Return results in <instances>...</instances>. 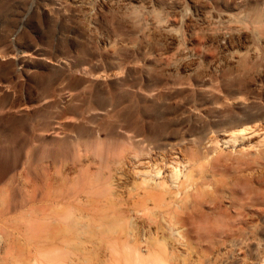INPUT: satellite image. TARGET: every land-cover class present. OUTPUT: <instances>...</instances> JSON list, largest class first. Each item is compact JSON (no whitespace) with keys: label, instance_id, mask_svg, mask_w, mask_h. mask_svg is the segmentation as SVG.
Returning <instances> with one entry per match:
<instances>
[{"label":"rangeland","instance_id":"rangeland-1","mask_svg":"<svg viewBox=\"0 0 264 264\" xmlns=\"http://www.w3.org/2000/svg\"><path fill=\"white\" fill-rule=\"evenodd\" d=\"M73 1L0 0V264H264V132L220 139L264 131L261 59L205 38L212 1ZM154 167L196 198L151 200Z\"/></svg>","mask_w":264,"mask_h":264},{"label":"bare ground","instance_id":"bare-ground-1","mask_svg":"<svg viewBox=\"0 0 264 264\" xmlns=\"http://www.w3.org/2000/svg\"><path fill=\"white\" fill-rule=\"evenodd\" d=\"M74 1L77 2L76 0H74ZM74 1H73V3H74ZM78 1H80V0H78ZM191 1L193 3H199L200 5L206 6L205 5L206 3L204 1H201V0H191ZM207 1H212L213 3H217L218 6L222 7L220 9L221 13L219 14V18H221L229 26L227 27V31L219 32L218 34H215L213 32L204 34L205 35V38L208 41H210V42L211 41H214V40L222 41L224 43V45H223L224 47L223 48L225 50H227V52L229 51V49H231V50L234 49V48L233 49L231 48V43L235 39H237L239 41L243 40L240 48L241 49H244L246 51V54H244V55H242V56L239 57L240 60L238 61V64L241 66V70L240 71H246L248 69V67H249V64L252 61L257 60V59H261V61L263 62V65H264V0H207ZM82 4H83V2H82ZM85 6H86V4H85ZM108 7H109V5H108ZM172 12H174V11H172ZM211 18H214V16H212ZM217 18H218V16H217ZM192 22H195V21H192ZM210 26H211V24L208 25L206 27L207 29H205L204 31L207 32V30L210 29ZM89 32H90V30H89ZM160 36L166 42H168V41H170V43H174L175 41L177 42V37L175 35H172L171 33L160 34ZM215 43H216V41H215ZM125 45L127 46V44H125ZM216 66H217V64H216ZM177 72H179V71H177ZM261 73H264V69L261 70ZM256 125L258 126V124H256ZM260 128L254 127V129H253L251 127L250 128L247 127L246 129H241V131L236 130L237 132H235V131H229V130H224L220 134V139L223 141L224 145H226L227 147H232L233 149L236 148V145L238 144L237 143L238 140H239V142H241V144L243 143V145L245 147H250V145H253V143H254L253 141L256 138L262 136V132H264V131H262L261 130L262 128L261 129ZM235 135L238 136V137H236ZM258 150H260V149L258 148ZM253 152H255V151H253ZM240 154L242 156L246 157V155L249 156V155H252L253 153L250 152L249 150H247V151H245L243 153H240ZM255 154L257 156H260L261 155L259 153H255ZM215 162H216V164H215V168H216L215 175L219 177L223 173V171L220 169V167H221V156L220 157H217ZM257 164H259V162H257ZM137 165L138 164H136V166ZM145 167H146V165H145ZM154 169H155V167H154ZM183 171L181 169L177 168V167H174V169L171 172L169 170V172L171 173V174L169 173L170 179H171L170 180L171 181L170 187H172L171 189L169 187H167V186L164 187V186L158 185L159 184V181H158V184H155V181H156L155 179L161 177L159 175L160 174V171L159 170H156L155 171V174H152L150 172H149L150 174L149 173H144L142 176L144 177V180L148 184H150V187H151V189L149 190L150 195H151V200H153L154 202L163 203L164 202V199L166 198V195H170V196H173L174 195L176 197V199L178 200L177 202H182L183 203V202H186L188 200H192L193 201L196 198V196L191 191V184H190L191 177H190V174L189 173H185ZM259 174H261V173H259ZM251 175L253 176V173ZM151 184L152 185L155 184V185L154 186H151ZM209 189H211V187ZM229 190H230V182H228L226 180L225 181H222L221 179H217L216 180V187H215V190H214L215 191V194H216L215 202L218 203V204H220L222 202L221 196H224V195H226V193H229L228 192ZM225 197H227V196H225ZM181 206H182L181 204L178 205V208L181 209L182 208ZM150 213H152V212H150ZM132 219H133V216H132ZM132 222L133 221H131V225H132ZM162 222H163L164 226L168 227L173 233L174 232L175 233L179 232V231H175L173 229V226L165 219V217L163 218ZM137 223H139V222H137ZM134 226H135V224H134ZM97 228H99V227H97ZM186 229L187 228H185V230ZM144 233H145V231H144ZM165 234H164V236H165ZM177 234H175V235H177ZM179 237L182 238V236H179ZM187 238H189V237H187ZM184 240H186V239H184ZM182 257H183V254H182Z\"/></svg>","mask_w":264,"mask_h":264},{"label":"crops","instance_id":"crops-1","mask_svg":"<svg viewBox=\"0 0 264 264\" xmlns=\"http://www.w3.org/2000/svg\"><path fill=\"white\" fill-rule=\"evenodd\" d=\"M92 156L94 157V158H96L95 156H96V153L94 152V153H92Z\"/></svg>","mask_w":264,"mask_h":264}]
</instances>
